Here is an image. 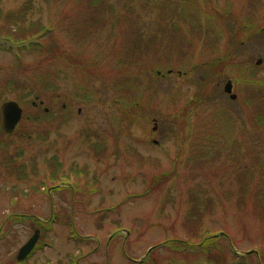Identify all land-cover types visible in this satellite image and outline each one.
Returning a JSON list of instances; mask_svg holds the SVG:
<instances>
[{"label": "rangeland", "instance_id": "obj_1", "mask_svg": "<svg viewBox=\"0 0 264 264\" xmlns=\"http://www.w3.org/2000/svg\"><path fill=\"white\" fill-rule=\"evenodd\" d=\"M80 1H0L57 51L0 37V264H19L36 229L25 264H264V10L200 0L203 23L232 6L238 20L217 40L225 22L208 24L181 59L140 42L159 32L153 7ZM40 74L56 85L43 98ZM11 100L24 115L8 136Z\"/></svg>", "mask_w": 264, "mask_h": 264}, {"label": "trees", "instance_id": "obj_2", "mask_svg": "<svg viewBox=\"0 0 264 264\" xmlns=\"http://www.w3.org/2000/svg\"><path fill=\"white\" fill-rule=\"evenodd\" d=\"M85 1L86 0H81L80 2L85 3ZM207 1L208 2L206 3L205 7L212 6L213 2L211 3V0H207ZM248 1H249L248 6L250 8L252 6V9L250 10L251 12H253L252 10L258 8V6L260 7V9H262V11L264 10V0H248ZM143 3L144 5L153 7L154 10L158 12L157 20H159V24H158L159 32H156L152 34L151 36H149V38H147L148 39L147 42L145 41L143 37H140V42L147 43L148 46L151 45L150 47L155 57L160 56L161 52L166 51L170 47L175 50L178 47L181 50H185L183 53L180 54L181 55L180 58L184 59L189 54L190 46H192V44L196 45L195 43H193L194 39L198 41L202 36H206V38H212L210 27L208 24L216 27L218 20H223L225 22V23H222V26L221 25L219 26L220 30H218L219 31L218 33H215V31L212 32L213 35H215L213 36V38L217 40V38H219L221 31L223 29L228 28V26L230 25L228 24V23H231L229 19H233L235 21L238 20V13L236 10L233 9V6H232V8L226 9L225 11L215 10L213 14H209L210 10H206V13L209 15V20H207L208 24L203 23L201 20L202 19L201 18V13H202L201 8L203 6L200 0H139L138 5L142 6ZM99 7L97 8L96 11L94 10V13H92L91 21L93 20L97 22L98 18H95V17H97L100 14ZM92 9H95V8H92ZM27 10L28 8L24 9L19 14H11V15L5 16L0 8V23L2 21L6 23L7 19H9L10 21H7V22L10 25L17 26L20 24L18 29L21 32V37H17L16 39L13 37L14 35L12 33H8V32H6L8 34H5V35L0 33V37L6 40H9L11 42H14L15 44L25 43L24 46L18 49V51L20 52L21 51L32 52V51H35L36 48H39V50L41 51L46 52V50L48 49L50 50V52L56 53L57 51L51 46H45V44L43 45V43L40 42V38H39V42H36V43L33 42L32 39L36 36V34H33V32L27 34V31H29L30 29H28L27 31H23V27L25 26V24L23 23L25 20L24 16ZM133 11L134 10L131 9V12ZM22 13L24 15H22ZM105 20L106 19L103 17V23L105 22ZM247 20H248L247 25L245 24L244 25L251 26L253 24L251 17H248ZM181 22H185V25H186V29L184 33H183L184 30L182 29V27L180 28L178 26L181 24ZM47 27L48 26H43L40 23L38 27V32H40L39 35H41V37L43 36V33L46 32V30H48ZM32 29L33 27H31V30ZM132 31H127V32H132ZM225 31H228V30H225ZM134 32L137 35L144 36L141 34L140 30H135ZM132 41H133V38L131 42ZM181 44H183V47L180 46ZM134 46L136 48L137 45H134ZM175 54L177 53H174L173 51L172 53L166 56L175 55ZM66 57L69 59L70 55L66 54ZM67 62H70V61L67 60ZM49 80H50V77H47V75L44 76V74H40V76H38V81L36 82L35 86L40 84V87H38L39 92L37 93V96H39L40 98L46 97L49 95V92L51 93L52 91H54V88L56 87V85L54 82L50 84L48 82ZM31 92H34L33 88H31ZM216 115L213 116L212 118L215 119L217 117ZM39 226L46 230H49L48 228H46L47 226H45L44 224H42V226L39 224ZM174 247L177 248L175 245ZM182 248H184V245H182ZM25 263L26 262H24L23 264ZM217 264H220V263L217 262Z\"/></svg>", "mask_w": 264, "mask_h": 264}, {"label": "water", "instance_id": "obj_3", "mask_svg": "<svg viewBox=\"0 0 264 264\" xmlns=\"http://www.w3.org/2000/svg\"><path fill=\"white\" fill-rule=\"evenodd\" d=\"M225 91L231 94L232 99H236L237 95L233 94V84L229 81L225 86ZM2 124L3 129L8 135H12L15 132L17 125L23 118L24 110L21 105L16 101H7L1 106ZM40 231L36 230L34 235L28 240V242L19 250L18 261H24L35 249L38 242Z\"/></svg>", "mask_w": 264, "mask_h": 264}]
</instances>
